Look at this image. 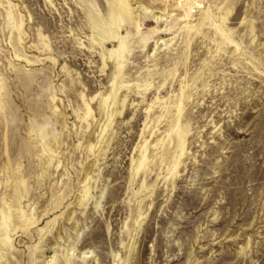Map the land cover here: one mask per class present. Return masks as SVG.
<instances>
[{
    "label": "rangeland",
    "instance_id": "obj_1",
    "mask_svg": "<svg viewBox=\"0 0 264 264\" xmlns=\"http://www.w3.org/2000/svg\"><path fill=\"white\" fill-rule=\"evenodd\" d=\"M112 1L0 0V264H264V0Z\"/></svg>",
    "mask_w": 264,
    "mask_h": 264
},
{
    "label": "bare ground",
    "instance_id": "obj_2",
    "mask_svg": "<svg viewBox=\"0 0 264 264\" xmlns=\"http://www.w3.org/2000/svg\"><path fill=\"white\" fill-rule=\"evenodd\" d=\"M158 1H160L162 4H164V7L167 8L168 7L167 6L168 3H170V2H179L180 0H158ZM183 1L187 2L188 0H183ZM112 2L113 3H112V8H111V15H112L111 16V25L115 26V24L118 22L117 20H120L123 23H127V24H129L131 26L133 24V22H134V19H133V15H134L133 14V10L134 9L131 8L130 1L129 0H113ZM138 8H140V7L138 6ZM180 9H181V11L177 12L176 17L179 18V21H185L184 20L185 8L182 6ZM134 13H135V10H134ZM109 27H110V25H109ZM136 27H138V26H136ZM111 39L112 40H117L118 46H117L115 51L112 50L110 52V55L113 56V55L116 54L115 56L117 57V59L122 58V53L125 51V48L127 47L126 46V42H125L126 41V35L125 36H120L117 33H115V34L113 33L112 36H111Z\"/></svg>",
    "mask_w": 264,
    "mask_h": 264
}]
</instances>
